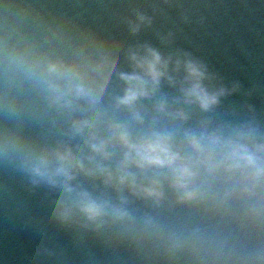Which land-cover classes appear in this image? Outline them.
Segmentation results:
<instances>
[{"label": "clouds", "instance_id": "clouds-1", "mask_svg": "<svg viewBox=\"0 0 264 264\" xmlns=\"http://www.w3.org/2000/svg\"><path fill=\"white\" fill-rule=\"evenodd\" d=\"M212 4L0 0V252L264 264V85L178 43Z\"/></svg>", "mask_w": 264, "mask_h": 264}, {"label": "water", "instance_id": "water-1", "mask_svg": "<svg viewBox=\"0 0 264 264\" xmlns=\"http://www.w3.org/2000/svg\"><path fill=\"white\" fill-rule=\"evenodd\" d=\"M204 27L185 26L178 43L204 58L226 79L264 85V4L259 0H213ZM6 264H22L11 248L0 252Z\"/></svg>", "mask_w": 264, "mask_h": 264}]
</instances>
